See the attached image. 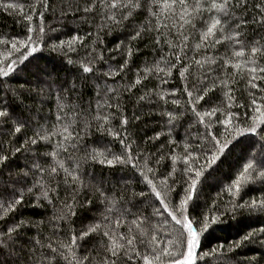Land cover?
Here are the masks:
<instances>
[{
  "label": "trees",
  "instance_id": "1",
  "mask_svg": "<svg viewBox=\"0 0 264 264\" xmlns=\"http://www.w3.org/2000/svg\"><path fill=\"white\" fill-rule=\"evenodd\" d=\"M42 0H0V4L13 3L23 5V11L5 9L0 7V40L8 41L7 45L0 44V53L8 55V48L11 41H25L28 36L33 37V43L26 50L23 47L19 48L18 52L12 53L13 57H18L21 63L18 67L28 64L29 68L32 65H38L50 73L49 76H42L41 79L45 81L40 83L35 75L29 72H16L9 77H0V103L11 104L16 114L21 119L28 121L26 135L18 134L17 136H8V127L0 123V139L7 138L12 141L10 147L14 149L24 144L27 137H32L34 133L54 131L57 121V103H65L68 105L65 109V119L59 123L71 124L69 131H79L83 126V120L87 119L92 128L87 135L80 141L81 151L77 153L78 156L83 155V149L86 147L88 151L95 150L97 153H104L109 159L112 154L119 155L123 153L124 146L120 143L121 139H125L126 143L131 144L132 155L139 163V168H144L145 173L151 178L152 173L147 172L148 168H152L155 172L154 183L157 189L162 188V181L167 178V183L171 184L174 191L171 194L174 202L179 203V200L184 197V189L190 182L191 175L185 173L187 165L184 162L185 147L192 153L193 157L198 158V163L193 165V175L195 170L202 168V175L197 180L194 199L187 204V211L185 215L193 226L200 232V243L196 249L198 256L192 264H222V260L217 257H204V252L210 248L220 251L222 248L224 253L231 259L229 264H264V233L260 229H264V212L249 211V209H235L233 211L232 205L237 200L261 199L264 198V182L259 179H248L242 181V187L238 194H230L229 188L233 181L244 170L245 163L252 156H257V151L254 149L251 153L245 154L241 151V146L237 144L231 151H226L219 154L217 160L212 164L206 163L207 152L197 145L205 144L204 136L206 129L199 121L201 117L207 122L211 121L212 131L214 134L221 135L225 133L223 124L218 123V120L224 119L221 112L218 111L215 116L209 117L205 115L209 109L213 107L220 108L227 113H233V123L238 126H243L241 121H244L246 116L252 115L251 100L255 98L257 103L264 106V79H257L254 81L258 87L252 88L248 83L250 74L246 68L251 65L248 64L243 72L234 70L229 67L223 71L219 69L214 74L219 80L228 79L230 82L228 88L231 89L230 95L234 97L231 101L232 107L228 108L227 98L224 92L227 89L216 88L210 91L199 105H196L197 111L201 113L198 117L192 111V106L188 103V97L183 92L184 81L179 75L180 65L172 70V75L165 76L164 73L157 77L155 74L149 75L148 79H143V69L147 66L152 68L156 60L161 55L167 53L168 49L165 46L164 52L153 43V39L149 36L155 37V33H144L143 39L131 41L132 56L128 58V65L120 71V65L126 58L122 52L114 51L115 45L124 42L128 44V33L119 27L112 30L105 29L99 33L100 39L103 43L97 41L96 45L91 42L95 36H88V33H95L97 31L96 25L101 21L97 17L94 21L85 20L83 13H71L65 17L61 8H67L65 0H48L45 6H40ZM261 0H247V10L240 8L233 10V20L226 27L232 29L236 22L241 19L246 23L241 24L244 36V46L250 49L252 44L257 46H264V25L254 22V19H259V10L254 6L260 3ZM75 5V0H72ZM235 3V0H233ZM35 5V10L32 9ZM31 15L32 20L25 19L26 15ZM138 24H146L143 16L137 20ZM44 28V32H40V28ZM199 27V24H198ZM32 28V32L28 29ZM162 31H165L162 29ZM72 35H79L84 37L83 45L77 41L75 44L76 51L68 52L67 46L64 51L59 49L54 50L53 45L58 44L60 40L65 42L71 39ZM246 37V39H245ZM169 38H172L169 36ZM196 41H191L195 43ZM35 47L36 51L31 52L30 48ZM92 47H97L98 52H102L103 60L95 65V76L93 74H82L78 65L69 64L68 58L73 60L83 59L86 57ZM123 49V45H122ZM226 49L230 55L231 49L227 42L218 45L214 49H201L197 53H189L190 56L196 55L201 58L203 55L223 56ZM67 52V55L64 53ZM22 53V55H21ZM249 51L242 58H233L247 60ZM96 55V53H93ZM27 58V59H25ZM172 62L174 57L170 58ZM256 64L259 67H264V52H258L256 57ZM219 62V61H218ZM161 67H165L161 64ZM207 65L204 68L198 69L193 63L188 73V86L191 89L194 83L193 75L197 72L203 73L207 70ZM216 68V65H212ZM113 71L114 75L105 76L103 73ZM141 75V83L127 91L126 88L136 79L137 73ZM81 75H88L90 78L87 81L77 79ZM264 75V74H258ZM161 78L166 79L167 83H161ZM67 81L69 87L75 83V91L69 93L68 89H61L60 85ZM51 85V86H49ZM108 87L115 89L112 93L105 92ZM99 92V95L97 93ZM175 95H171V93ZM151 93V95H146ZM249 93H252L250 96ZM63 95L62 101L58 100ZM164 95V99L160 96ZM140 96H145L144 100H140ZM111 97H118V99H110ZM108 99L109 103L120 105V112L116 108H97L96 102ZM173 100H179V104H173ZM92 105L89 108V105ZM240 105H244L241 107ZM72 106H79L76 111L78 115L74 116ZM80 109L86 110L81 112ZM90 112V115L88 114ZM172 113L176 118L169 123V117L166 113ZM105 115L112 113L110 121L105 124V129L111 128L119 135H109L107 131H97L96 126L99 123L94 120L97 114ZM22 114V115H21ZM123 115L128 119L127 125H121L120 117ZM139 117V119H137ZM75 121V123H73ZM251 121H249L250 123ZM15 124L13 120L11 122ZM259 133V126L257 129ZM158 137V138H157ZM59 136L50 138L51 142L38 141L37 145H28L22 148L21 152L13 153L11 156L9 167L13 173V178L18 179L15 174L17 172H28L32 167L33 160H36L38 155L50 152ZM244 139L243 136L229 137V144L236 143L238 140ZM61 153V158L64 156ZM264 156V153L261 154ZM175 157V163L173 158ZM48 163V167L52 161L49 157H44ZM260 156H257V160ZM159 160V163L156 161ZM257 160L252 163L256 164ZM38 163H43V160H37ZM139 168H133L130 164L114 163L112 167L101 163H89L84 165V169L88 175L85 180L91 184V189H84L81 191L78 200L81 201L82 206L75 208V216L71 217V222L65 224L60 222V230L56 231V236H59L61 241L67 240L69 235V228L75 230L78 234L84 230L86 226L93 223H99L103 220V215H108L110 221L114 223L117 212L107 213L106 204L100 193L95 191V187L99 186L101 178H103L102 190L107 196L115 197L117 200V208L127 206L128 201H133L134 194H138L142 189L148 191L146 182L141 178ZM34 175L30 173L26 178L19 179L16 185L9 184V188H17L19 192L24 193V201L19 206L14 214H7L10 220H23L25 222L32 221L20 235L19 239L25 245L33 244L35 240H43L47 243L49 237L55 230L52 225L55 221L50 218L57 213L60 200L69 198L71 189L65 190L66 186L61 183L59 188V197H54V204L44 206V203H38L35 196L26 191L28 187H32L37 181L44 180L49 183L48 177L42 175L38 170L32 168ZM171 174V175H169ZM8 173L5 172V176ZM95 180H92V177ZM59 180L60 177H57ZM257 180V181H256ZM54 187V184H49ZM37 189L33 188V192ZM87 191L92 203H83L84 192ZM235 190L233 189V192ZM135 199L153 200V196L139 197L136 195ZM4 201L0 199V205ZM146 211L145 216L151 217L152 208L148 204L142 205ZM3 208H0V215H3ZM103 214V215H102ZM166 215V214H165ZM215 216L216 222L210 224L207 231L202 230L200 222L205 218ZM133 217L127 216L125 224L131 221ZM160 218L151 217V222L156 228H160V238L164 245L169 239L176 240L177 235L174 230L176 226L169 224L165 228H161L157 224ZM170 220V218H169ZM105 223H108L107 221ZM6 227L3 219H0V230ZM119 231H126L125 227H121ZM171 235H167V233ZM253 232L255 235L248 241H244L239 247H232L234 242L241 241L242 237ZM101 238L97 234H92L86 237L83 247L77 248L78 256L88 255L98 260L97 252L94 248L100 247ZM163 246V245H162ZM171 247V246H170ZM29 249H26L28 252ZM44 251L36 245V254ZM178 251V250H177ZM167 258H165L166 260ZM26 257L21 255L19 264H25ZM61 264H64L62 261ZM139 264V262H137Z\"/></svg>",
  "mask_w": 264,
  "mask_h": 264
},
{
  "label": "snow or ice",
  "instance_id": "2",
  "mask_svg": "<svg viewBox=\"0 0 264 264\" xmlns=\"http://www.w3.org/2000/svg\"><path fill=\"white\" fill-rule=\"evenodd\" d=\"M67 8H61V11L65 17L71 13H83L85 20H95L99 17L101 21L96 25L97 31L95 33H88V36H95L92 40V44L96 45L97 41L103 43L100 39L99 33L105 29L112 30L115 27H119L128 33V44L121 43L116 44L114 51L122 52L126 57L123 63L120 65V71H123L128 65V58L132 56V48L130 46L131 41L137 39H143L144 33H155V37L149 36V39H153V43L164 52L166 46L167 53L160 56L155 61L152 68L145 67L143 69V79H148L149 75L155 74L160 77L161 73L165 76H171L172 70L176 69L178 65L179 75L182 81H184L183 92L188 97V103L192 106V111L198 117H201V113L197 111L196 105H199L201 101L205 99V96L216 88L223 87L227 89L224 92L227 101L228 108L233 105L231 101L234 99L230 95L231 89L228 88L229 80L223 79L217 82V78L214 75L219 69L223 71L231 67L234 72L239 70L243 72L246 65L250 64L246 70L250 74L248 83L252 88H257L258 85L254 82L257 79H264V67H259L256 64L255 57L258 52H264V46H257L252 44L250 49H246L244 46V40L241 38L244 36L241 28L242 23H246L245 20L241 19L239 22L234 24L232 29H228L226 26L233 20V10L235 8L247 10V0H75L73 5L72 0H65ZM48 0H42L40 6H45ZM259 10V19H254L255 23L264 25V0L254 5ZM0 7L5 9L20 10L23 11V5L5 3L0 4ZM35 10V5L31 6ZM143 16L146 24H138L137 20ZM25 19L31 21L32 16L26 15ZM199 24V27H198ZM162 29L166 30L162 31ZM32 32V28L28 29ZM40 32H44V28H40ZM171 36L172 38H169ZM246 39V37H245ZM84 37L79 35H72L71 39L67 42L60 40L58 44L53 45V49L64 51L67 46L68 52H75V44L77 41L83 45ZM191 41H196L191 43ZM227 42L231 49L230 55L226 49L225 55L223 56H212L203 55L201 58H197L196 55L190 56L189 53H197L201 49H214L218 45H222ZM9 42L0 40V44L7 45ZM33 43V37L28 36L25 41H11L10 47L8 48V55L0 53V77H9L11 74L16 72H29L37 77L38 82L44 83L41 79L42 76H49L50 73L38 65H32L29 68L28 64H24L22 67H18L21 63L18 57H13L12 53L18 52L20 47L29 49V46ZM123 45V49H122ZM31 52H35V47L30 48ZM246 51H249L248 59H236L233 62V58H242L245 56ZM96 53V55H93ZM67 55V52L64 53ZM22 55V53H21ZM174 57V61L170 58ZM27 59V58H25ZM104 57L102 52H98L97 47H92L88 55L83 59L73 60L71 57L68 58L69 64L79 66V70L82 74H93L95 76V65L103 60ZM219 61V62H218ZM195 64L198 69L204 68L207 65V70L203 73L197 72L193 75L194 83L190 89L188 86V73L192 64ZM164 64L165 67H161ZM212 65H216L213 68ZM105 76L114 75L113 71L103 73ZM90 76L81 75L77 79L87 81ZM141 83V75L138 72L136 79L126 88L127 91H131L132 88ZM161 83H167L166 79L161 78ZM51 86V85H49ZM61 89L67 88L69 93L75 91L76 84L73 83L70 87L68 82L65 81L60 85ZM115 89L108 87L107 93H112ZM264 91V89H262ZM99 95V92L97 93ZM146 95H151L147 93ZM175 95V93H171ZM251 96L252 93H249ZM63 95L58 98L62 101ZM110 99H118V97H111ZM139 99L142 101L145 96H140ZM160 99H164V95L160 96ZM264 100V97H261ZM173 104H179V100H173ZM252 115L246 116L244 121L240 123L243 126H238L233 123V113H227L220 108L213 107L209 109L205 115L212 117L215 116L218 111L224 116V119L218 120L225 127V133L223 138L221 135L214 134L212 131L211 121H205L202 117L200 123L205 126L206 134L204 136L205 144L197 145L207 152L206 163H214L219 154H223L226 151H231L232 148L236 147L237 144L241 146V151L246 155L251 153L254 149L257 151V156L260 159L257 160V156H252L247 163L244 165V170L239 176L233 181L229 188L230 194H238L242 187V181L248 179H259L264 182V106L257 103V100L253 98L251 100ZM244 107V105H240ZM68 107L65 103H57V115L55 117L58 122L55 125L54 131L37 132L32 137H27L24 144L19 147L12 149L10 147L12 141L7 138L0 139V199L4 201L0 208H3V215H0V219H3L6 227L0 230V264H19L21 255H25V264H192L193 260L197 258L198 253L196 249L200 243V232L193 226V223L189 221L185 215L187 211V204L189 201L194 199L195 189L197 186V180L202 175V168L195 170L193 173V165L198 163V158L193 157L192 153L188 151V147H185L184 162L187 165L184 170L187 175H191L190 182H187V187L184 189V197L179 200V203H175L172 197L174 191L171 184L167 183V178L162 181V188L157 189L154 179L155 172L152 168H147V172L152 173L150 178L144 168H139L138 161L132 155L131 144L126 143L125 139H121L120 143L124 146L123 153L116 155L112 154L111 159L104 155V153H97L95 150L88 151L85 147L83 149V155L78 156L77 153L81 151L80 141L87 135L88 131L92 128L91 123L85 119L83 120V126L80 127L79 131H69L71 124L59 123L66 117L64 115L65 109ZM79 106H72L73 115H78L76 109ZM92 105H89L91 108ZM96 107L99 108H116L117 112H120L119 103H109L108 99L97 100ZM81 112L86 110L80 109ZM90 115V112L88 113ZM22 115V114H21ZM112 113L100 115L99 113L93 117L94 120L99 123L96 126L97 131H107L109 135H119L111 130V128L105 129V124L110 121ZM169 117V123L176 118L172 113H166ZM139 119V117H137ZM15 124H12V121ZM249 121H251L249 123ZM0 123L8 127V136H17L18 134L26 135L25 129H27L28 121L21 119L17 116L16 111L11 104L0 103ZM75 123V121H73ZM121 125H127L128 119L121 115ZM259 126V133L257 132ZM243 136L244 139L236 141V143L229 144V137ZM53 136H59L60 139L55 143L50 152L38 155L36 160H33L32 167L29 168L28 172H17L15 176L18 179L13 178V173L9 167V162L13 153L21 152L22 148L28 145H37L38 141H45L50 143V138ZM158 138V137H157ZM61 153L65 155L61 158ZM44 157L51 158L52 163L45 167L48 163ZM37 160H43V163H38ZM257 160L256 164L252 161ZM101 163L112 167L114 163L130 164L133 168H139L141 178L146 182L148 191L143 189L138 193L134 194L133 201H128L127 206L117 208V200L115 197H109L102 190L103 178L99 182V186L95 187V191L100 193L103 197V201L106 204V212L118 213L114 223L110 221L108 215H103V220L99 223H93L86 226L84 230H81L78 234L74 229L69 228L68 239L61 241L59 236H56L55 232L60 230V222L63 221L65 224L71 222V217L75 216V208L82 206L81 201L78 197L81 191L84 189H91V184L85 180L88 175L84 169V165L89 163ZM159 163V160L156 161ZM175 163V157L173 158ZM32 168L38 170L42 175L48 177L49 183H45L44 180L37 181L32 187H28L26 191L33 194L38 203H44V206L48 204H54V197H59V188L61 183L66 186L65 190L71 189L69 198L60 200L57 208V213L54 214L50 219L55 221L52 225L55 230L49 237H47V243L43 240H35L33 244L25 245L23 241L19 239L22 232L28 225L32 224V221L23 220H10L8 218L9 213L14 214L19 206L24 201V193L19 192L17 188H9V184L16 185L19 183V179L26 178L30 173L33 175ZM5 172L8 173L5 176ZM171 175V174H169ZM57 177H60L58 180ZM95 180V177H92ZM49 184H54V187H50ZM33 188L37 191L33 192ZM233 189L235 190L233 192ZM136 195L139 197L153 196L154 199L144 200L135 199ZM83 203L91 204L92 201L88 196L87 191L84 192ZM148 204L152 208L151 217L160 218L157 220V224L161 228L167 227L170 223L175 227L177 239L174 241L169 239L167 244L164 245L160 238V228H156L151 222V217L145 216V209L142 205ZM233 211L237 208H247L249 211L264 212V198L259 200L252 199L237 200L232 205ZM166 214V215H165ZM132 216L130 222L125 224V218ZM170 218V220H169ZM216 217L209 218L205 217L201 222V228L207 231L210 224L216 222ZM108 223H105V222ZM121 227H125L126 231H119ZM261 233H264V229H260ZM92 234L100 236V247L94 248L93 251L97 252L98 260L88 255L78 256L76 249L83 247L82 241L86 237ZM171 235V233H167ZM255 233L249 232L242 237L241 241L234 242L232 247H239L244 241L251 239ZM36 245L44 251L36 254ZM163 245V246H162ZM171 246V247H170ZM26 249H29L26 252ZM178 250V251H177ZM203 252L204 257H217L218 260H222V264H229L231 259L224 253L221 248L220 251L217 249L210 248L208 251ZM165 258H167L165 260ZM206 264L208 262L206 261ZM259 264V262H257Z\"/></svg>",
  "mask_w": 264,
  "mask_h": 264
},
{
  "label": "rangeland",
  "instance_id": "3",
  "mask_svg": "<svg viewBox=\"0 0 264 264\" xmlns=\"http://www.w3.org/2000/svg\"><path fill=\"white\" fill-rule=\"evenodd\" d=\"M257 181V180H256Z\"/></svg>",
  "mask_w": 264,
  "mask_h": 264
}]
</instances>
